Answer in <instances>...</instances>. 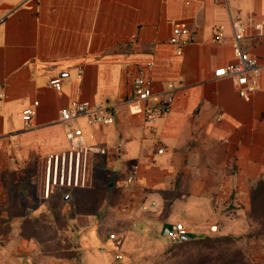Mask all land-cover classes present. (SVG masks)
Segmentation results:
<instances>
[{"label":"crops","instance_id":"obj_1","mask_svg":"<svg viewBox=\"0 0 264 264\" xmlns=\"http://www.w3.org/2000/svg\"><path fill=\"white\" fill-rule=\"evenodd\" d=\"M230 15L262 19L264 0H0V264H41L45 231L85 230L106 246L93 233L96 211L119 238L180 222L203 233L191 243L235 237L249 264H264V224L253 215V190L264 182V37L248 31L242 43L261 70L262 89L246 101L214 75L234 62ZM217 25L225 27L222 44L213 40ZM176 27L191 31L181 55L169 43ZM140 75L154 93L175 88L154 123L123 104ZM73 101L115 112L107 126L74 122L84 143L106 154L91 156L85 188L45 199L44 157L68 147L60 112ZM132 171L136 181L126 185ZM144 200L155 206L141 210ZM66 244L53 237L51 257L66 262ZM228 261L237 264L236 253Z\"/></svg>","mask_w":264,"mask_h":264},{"label":"built area","instance_id":"obj_2","mask_svg":"<svg viewBox=\"0 0 264 264\" xmlns=\"http://www.w3.org/2000/svg\"><path fill=\"white\" fill-rule=\"evenodd\" d=\"M226 4L228 0H217ZM232 36L230 44L233 50L234 62L215 72L216 77H226L230 79L241 98L250 101L252 95L262 89L259 77L261 74L257 60L245 52L242 43L248 31H251L255 38L264 37V18H248L243 21L238 16L230 15ZM191 31L188 28L176 27L172 31L169 43L176 47L177 55L183 53L184 47L188 43ZM213 40L218 44L226 42L225 27L217 25L213 28ZM56 90L61 89L60 80L52 82ZM175 98V88L171 84L168 90L162 93H154L152 82L142 75L133 81L132 95L123 101L131 115H140L147 123H154L159 118L166 115ZM1 113V107H0ZM25 120L30 123L34 112L26 109L23 112ZM115 112L110 110L104 103L91 104L89 102L73 101L67 107L61 109L60 123L65 127V139L68 147L48 153L44 157V182L43 197L45 199L58 190H73L85 188L87 185V173L91 156L105 155L106 149L100 146H87L83 141L81 129L74 125V122L84 117L89 126H107L114 124ZM2 145L0 143V153ZM162 153L163 150H159ZM136 181L135 172L128 174L125 184L131 185ZM155 206V202L144 200L139 208L149 211ZM187 235V228L184 224L177 222L168 226L167 237L173 242H180L182 237ZM109 242L117 241L115 233L107 235ZM111 264H125L124 254L117 251L114 254Z\"/></svg>","mask_w":264,"mask_h":264},{"label":"rangeland","instance_id":"obj_3","mask_svg":"<svg viewBox=\"0 0 264 264\" xmlns=\"http://www.w3.org/2000/svg\"><path fill=\"white\" fill-rule=\"evenodd\" d=\"M100 171V167L95 165L94 174L98 175ZM71 193L73 198L69 201L70 205L68 206L70 212L75 211L73 201L75 192L72 191ZM263 193L264 189L261 197L257 200L259 208L257 209L258 213L254 216L260 224H264ZM80 207V211L84 212L87 211L88 205ZM107 220V215L99 217L97 211L94 213L93 221L97 224V228L93 233H97L96 236L99 237L106 246L101 245L96 247L95 241L92 240L91 235L89 236V231L85 230H79L75 236L72 235V229L71 231L68 230L65 232L56 231L55 235L53 232H43V236L41 237L43 245L40 249L44 258L41 264H110L111 259L117 251H121L124 254L125 264H230L228 256L234 253H236L237 256V264H249L248 261L250 258L245 257V255H248V248L244 245H235V239H232L235 237H226L218 243L210 240L205 244L189 243L182 245L173 243L167 236H163V226L160 227V225L157 224L155 231H148L145 235L134 237V234L140 233V230L135 227L134 233L119 238L122 232L108 227L106 225L107 223H104V221ZM212 231L215 232L216 228L213 227ZM110 233L117 234L118 240L113 242L106 241V237ZM260 233V231H256L253 233L252 237L260 235ZM186 236L194 239L203 237V233L198 229L193 230L191 233L187 230ZM53 237H55L57 242L60 241L61 244L63 239L67 241L66 246L68 245V249L71 251L66 254V262L51 257L53 252ZM83 238L84 241L90 239V244L84 245V241L81 244ZM77 240L80 241L77 242L80 246L78 249H76L75 246Z\"/></svg>","mask_w":264,"mask_h":264},{"label":"trees","instance_id":"obj_4","mask_svg":"<svg viewBox=\"0 0 264 264\" xmlns=\"http://www.w3.org/2000/svg\"><path fill=\"white\" fill-rule=\"evenodd\" d=\"M263 189H264V182H259L256 185V188L253 190V204H254L253 215L254 216L258 213L257 209L259 208V206L257 205V200L261 197ZM263 196H264V193H263ZM206 242L207 241H203V243H195V244H205ZM176 243L185 245V244L191 243V241L190 240H186L184 242H176Z\"/></svg>","mask_w":264,"mask_h":264},{"label":"water","instance_id":"obj_5","mask_svg":"<svg viewBox=\"0 0 264 264\" xmlns=\"http://www.w3.org/2000/svg\"><path fill=\"white\" fill-rule=\"evenodd\" d=\"M167 233H168V227L167 226H165L164 227V230H163V232H162V235H167ZM188 239V237L187 236H185V237H182L181 239H180V242H184V241H186Z\"/></svg>","mask_w":264,"mask_h":264}]
</instances>
